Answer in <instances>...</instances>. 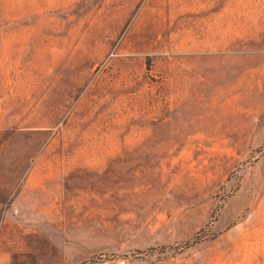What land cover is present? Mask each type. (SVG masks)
<instances>
[{"label": "rangeland", "instance_id": "1", "mask_svg": "<svg viewBox=\"0 0 264 264\" xmlns=\"http://www.w3.org/2000/svg\"><path fill=\"white\" fill-rule=\"evenodd\" d=\"M264 264V0H0V264Z\"/></svg>", "mask_w": 264, "mask_h": 264}, {"label": "built area", "instance_id": "2", "mask_svg": "<svg viewBox=\"0 0 264 264\" xmlns=\"http://www.w3.org/2000/svg\"><path fill=\"white\" fill-rule=\"evenodd\" d=\"M94 264H126V260L123 257L114 256L110 254H101L94 258Z\"/></svg>", "mask_w": 264, "mask_h": 264}]
</instances>
